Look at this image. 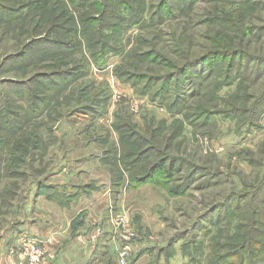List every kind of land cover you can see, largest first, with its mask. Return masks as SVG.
Here are the masks:
<instances>
[{"label": "rangeland", "instance_id": "1", "mask_svg": "<svg viewBox=\"0 0 264 264\" xmlns=\"http://www.w3.org/2000/svg\"><path fill=\"white\" fill-rule=\"evenodd\" d=\"M82 193L88 264H264V0H0V247Z\"/></svg>", "mask_w": 264, "mask_h": 264}, {"label": "crops", "instance_id": "2", "mask_svg": "<svg viewBox=\"0 0 264 264\" xmlns=\"http://www.w3.org/2000/svg\"><path fill=\"white\" fill-rule=\"evenodd\" d=\"M34 203L33 218L29 227H24L23 234L28 233L43 242L47 255L45 264H88L96 251L109 248L111 254L117 252L118 235L109 226L106 212L102 214L107 202L100 193H82L65 203L40 194ZM23 234L0 247V264H26L20 252ZM12 248L15 254L9 255Z\"/></svg>", "mask_w": 264, "mask_h": 264}, {"label": "built area", "instance_id": "3", "mask_svg": "<svg viewBox=\"0 0 264 264\" xmlns=\"http://www.w3.org/2000/svg\"><path fill=\"white\" fill-rule=\"evenodd\" d=\"M113 223H115V221H113ZM22 239V242H20V244H22L20 252L24 256L26 264H45L47 255L43 242L37 239H30L28 236H23ZM128 255L129 252L127 248L122 249L119 253V264H128Z\"/></svg>", "mask_w": 264, "mask_h": 264}, {"label": "trees", "instance_id": "4", "mask_svg": "<svg viewBox=\"0 0 264 264\" xmlns=\"http://www.w3.org/2000/svg\"><path fill=\"white\" fill-rule=\"evenodd\" d=\"M49 197L50 198H52V199H54V200H56V201H58V202H62V203H64L65 202V200L66 199H60V198H58V197H56V196H54V195H49ZM74 197V196H73ZM73 197H69L68 199H71V198H73Z\"/></svg>", "mask_w": 264, "mask_h": 264}]
</instances>
